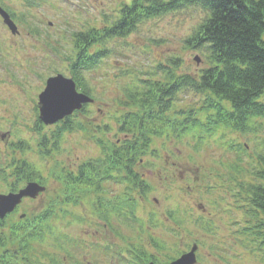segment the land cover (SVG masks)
<instances>
[{
    "label": "rangeland",
    "instance_id": "obj_1",
    "mask_svg": "<svg viewBox=\"0 0 264 264\" xmlns=\"http://www.w3.org/2000/svg\"><path fill=\"white\" fill-rule=\"evenodd\" d=\"M48 1L41 2L39 8H29L23 0H3V5L10 11L25 16L26 22L17 17L18 23H21L18 24L19 35L12 36L0 18V121H9L0 131L12 133L13 137L7 134L10 141L26 140L30 148H26L23 155L40 165L46 175L49 172V159L37 155L35 144L38 135L43 131L49 134L55 127H43V131L40 129L39 132L33 130L34 116L38 112V93L44 88L47 77L56 73L70 75L64 56L72 49L71 33L86 26L102 27L108 24L116 17L120 4L127 0ZM204 15L195 6L180 8L144 20L127 37L107 43L112 50L111 55L96 68L84 71L83 75L90 93L97 100L87 108L88 120L94 126L106 123L114 129L105 132V135L104 130L97 129L94 133L91 130L86 133L79 130L64 133L58 142V151L51 156H54L52 161L57 162L53 163L57 165V177L64 166L71 165L72 169L82 160L102 155L96 139L112 141L122 137L116 125L114 127L112 115L118 109L114 102L122 99L136 78H151L153 66L161 64L164 69L173 68L171 62L174 61L176 76L199 77L201 70L208 65L207 54L202 49L187 46L186 40ZM262 38L264 40V35ZM45 44L56 51L51 53L44 48ZM195 57L199 59L198 62L194 60ZM165 76L166 71H159L154 78L165 80ZM205 99V93L191 90L190 87H183L175 94V107L170 112L178 116L180 122L191 113L192 120L184 126V132H175L179 138L166 140L163 135L153 140L152 147L157 154L145 155L147 163L138 168L145 174L150 191L145 199H137L133 214L126 207L122 210L124 217L111 214L108 223L115 225V229L119 227L125 230L120 238L125 247L130 241L151 240L152 233L157 240H164V250L160 254H153L156 250L149 249L156 256V264H164L169 256L183 252L193 242H204L203 247L199 246L198 261L194 264H264V254L256 252L255 244L238 233L247 217L243 208L237 206L241 202H235L225 193L234 183L220 178L221 174L230 175L231 172L218 164L237 162L239 154L226 150L224 146L240 143L245 145V151L240 152L239 158L250 171L249 168L257 163L258 155H264V118L250 120V125L257 128L244 133L232 132L221 125L214 128V119L207 120L210 111L200 110ZM180 112L187 114L180 117ZM107 113L112 117L108 118ZM16 122L20 125L17 126ZM206 129L211 131L207 132ZM92 136L96 139L89 138ZM12 148L14 145L0 143V151L12 153ZM49 185L51 193L63 189L58 181H51ZM106 188L105 191L109 193L118 191L113 181H109ZM51 197L46 193L45 199ZM150 211L154 213L153 216L149 214ZM150 216L152 222L149 221ZM75 227L71 226L63 232L78 238L85 235L83 225L79 229ZM107 229L111 231L112 227L108 225ZM166 246L169 249H165Z\"/></svg>",
    "mask_w": 264,
    "mask_h": 264
},
{
    "label": "trees",
    "instance_id": "obj_2",
    "mask_svg": "<svg viewBox=\"0 0 264 264\" xmlns=\"http://www.w3.org/2000/svg\"><path fill=\"white\" fill-rule=\"evenodd\" d=\"M23 1L29 8H39L41 2H48ZM190 6L198 7L205 15L187 38L186 44L192 49L205 51L207 67L201 70L197 78L176 76V63L172 61L174 67L167 69L164 81L154 77L136 78L118 101L120 113L114 117L118 131L124 133L123 138L119 142L97 139L102 156L83 161L76 173L71 170L65 172L62 181L65 192H73L77 187L82 191L92 189L101 192L104 191V182L111 180L124 184V189L131 195L146 192V182L136 168L140 163L145 165L142 161L155 137L164 135L168 140L179 137L175 132H183L181 129L185 128L183 126L188 119L179 122L169 114L172 106L175 107V94L183 87L205 93L204 106L200 110L210 111L207 120L213 118V126L221 125L232 132L244 133L257 128L250 125V120L264 118V0L123 2L116 18L110 23L71 33L72 49L64 58L77 88L92 95L83 72L96 68L111 55L108 42L127 37L144 20ZM22 15L20 20L24 18ZM11 17L17 19L18 16L11 12ZM162 67L156 64L154 70ZM223 100L228 104L224 105ZM81 112L85 113L82 119L71 117L57 126V143L64 131L90 130V122L85 121L89 112L85 109ZM97 128L100 129L99 126ZM104 128L107 129L108 125H104ZM178 128L180 130L175 131ZM169 129L168 136L166 133ZM206 131L210 132L211 129ZM225 148L239 156L240 152L245 151V145L240 143L226 144ZM239 156L237 162L228 165L230 175L225 174L228 182L237 183V189L229 188L227 194H234L232 198L235 202H241L237 206L243 208V213L248 217L246 225L238 233L255 244L256 252L264 254V155H258V161L249 168L250 171L242 165ZM66 195L68 198L65 201H69L70 197Z\"/></svg>",
    "mask_w": 264,
    "mask_h": 264
},
{
    "label": "flooded vegetation",
    "instance_id": "obj_3",
    "mask_svg": "<svg viewBox=\"0 0 264 264\" xmlns=\"http://www.w3.org/2000/svg\"><path fill=\"white\" fill-rule=\"evenodd\" d=\"M20 142L21 150L13 151L15 155L8 150L0 151V195L16 194L30 182L45 186L46 190L38 192L34 198L22 197L10 212L0 217V264H141L136 254L144 251L132 249L134 255L126 256L125 244L120 241L125 230L115 229V225L108 223L109 210L83 209L79 206L85 201L79 200L75 207L64 211L79 215L80 222L75 223L68 213L65 217L69 218L61 222L63 214L57 215V212L62 209L47 207L51 199L57 203V197L63 196L57 190L49 192L50 182L57 183V177L46 176L41 166L25 157V149L29 147H25V141ZM0 143L12 145L14 141H10L5 132H0ZM41 144V141L37 143L38 149ZM46 193L52 196L51 199H45ZM93 215L97 217L96 222ZM82 225L85 235L79 238L63 232L71 226L79 229ZM108 225L112 227L111 231L107 229ZM146 243L150 245L151 240ZM140 260L156 263L155 256L143 255Z\"/></svg>",
    "mask_w": 264,
    "mask_h": 264
},
{
    "label": "water",
    "instance_id": "obj_4",
    "mask_svg": "<svg viewBox=\"0 0 264 264\" xmlns=\"http://www.w3.org/2000/svg\"><path fill=\"white\" fill-rule=\"evenodd\" d=\"M0 14L11 31L15 33L16 28L9 20L7 14L1 10ZM195 61L198 62V58L195 57ZM92 101L93 100L88 95L77 92L75 82L71 78H66L61 74H57L47 79L45 88L39 95L40 119L45 124H52L70 115L74 110L80 109L82 104ZM42 189V187H39L35 183H29L18 194L0 196V216L12 210L22 196L35 197ZM196 248V244H193L189 252L182 254L170 264H194L196 262Z\"/></svg>",
    "mask_w": 264,
    "mask_h": 264
}]
</instances>
